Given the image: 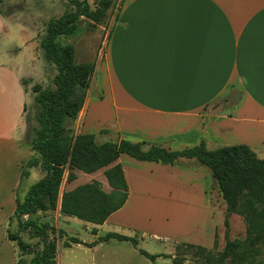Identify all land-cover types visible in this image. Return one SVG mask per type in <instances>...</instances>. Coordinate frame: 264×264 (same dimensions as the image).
Segmentation results:
<instances>
[{
	"label": "crops",
	"instance_id": "1",
	"mask_svg": "<svg viewBox=\"0 0 264 264\" xmlns=\"http://www.w3.org/2000/svg\"><path fill=\"white\" fill-rule=\"evenodd\" d=\"M111 13L104 57L94 71V86L102 99L88 91L82 110L70 125L75 135L91 134L97 143H103L110 140L100 136L111 134L118 141L160 143L172 151L197 146L201 140L207 149L243 142L255 154L256 149L264 151V0H118ZM8 19L13 23L10 16ZM6 22L0 10V41ZM32 22L35 32L21 41V48H30L27 75L0 64V264H16L15 247L7 240L6 230L23 167L32 156L23 138L31 87L43 86L32 74L35 60L41 57L47 77L53 79L55 74L39 54ZM21 48H15L16 56ZM3 53L7 50H0V56ZM228 97L229 102L224 103ZM218 101L230 105L231 111H219L213 106ZM258 140L263 141L255 143ZM118 163L126 196L104 223L135 231V217L124 222L126 207L140 197L141 203L167 204L172 192L177 195L168 189L163 192L168 196L160 198L146 190L149 199L142 197L137 189L144 184L139 172L147 168L150 175L167 172L175 182L190 188L187 202L199 204L195 228L212 242L217 225L210 206L212 179L197 161L181 160L171 166L125 159L121 154ZM31 173L37 179L42 177L39 169ZM97 227L89 229V240H78L86 244L97 241L103 236L102 225ZM120 246L136 251L130 243L115 240L93 247L58 246L56 264H110L107 255ZM62 250L81 251L83 257L67 259Z\"/></svg>",
	"mask_w": 264,
	"mask_h": 264
},
{
	"label": "trees",
	"instance_id": "2",
	"mask_svg": "<svg viewBox=\"0 0 264 264\" xmlns=\"http://www.w3.org/2000/svg\"><path fill=\"white\" fill-rule=\"evenodd\" d=\"M65 1L70 10L58 18L49 19L39 38L42 57L53 66L55 74L50 88L38 84L31 87L32 103L26 116L30 133L26 143L32 156L23 167L15 192V210L6 230L7 240L16 245L20 254L16 264H56L57 239L62 238L64 232L58 231L56 234L50 222H42L38 213L56 210L66 171L74 174L73 179L78 182L87 179L84 174L97 180H90L92 184L79 182L62 193L64 208L71 205L74 214L80 215L83 221L101 225L121 206L126 196L118 163L121 154L139 162L171 166L179 165L181 160L197 161L210 174L212 187L217 188L227 213L242 218L249 245L264 244V159H259L250 147L230 145L209 150L205 140H201L197 146L172 151L160 143L126 139L97 143L91 134H74L70 125L82 110L95 65L89 62L75 63L74 47L63 44L62 39L76 33L82 18L95 25L104 24L118 0H95L92 5L87 0ZM93 97L101 99L100 95ZM223 102H229V97ZM24 110L26 112V108ZM33 169H39L43 176L23 193L22 183ZM94 172H102L103 176L94 175ZM92 203L106 208L100 216H91L82 210L83 206ZM65 212L69 213L67 209ZM224 223L228 225L227 221ZM92 232L95 234V230ZM23 234L38 239L41 249L34 252L32 246L23 240ZM112 240L130 243L140 255L152 262L164 257L138 249L135 237L118 233H107L90 244L72 238L65 241L63 247L68 248L72 244L93 247ZM179 246L204 250L202 246L189 243H180ZM27 255H32L29 261L24 259ZM172 264L179 263L173 258Z\"/></svg>",
	"mask_w": 264,
	"mask_h": 264
},
{
	"label": "rangeland",
	"instance_id": "3",
	"mask_svg": "<svg viewBox=\"0 0 264 264\" xmlns=\"http://www.w3.org/2000/svg\"><path fill=\"white\" fill-rule=\"evenodd\" d=\"M88 3L92 5L93 2L90 1ZM0 10L2 16H6V20H8L3 32L4 39L0 41V50L6 49L7 54L3 53L2 56H0V64H4L11 69L18 70L21 74L27 75L26 69H29V60H31L30 48L29 46H27L25 50L21 48V41L33 35L35 32L31 21L34 22L38 36L37 39L39 40L48 20L60 17L70 10V6L65 0H0ZM112 15L113 14L110 13L106 22L101 25L92 24L90 21L82 18V22L79 24L76 33L62 39L63 44H70L74 47L76 52L74 58L75 63H94L95 69L100 65L104 57V46L111 26ZM9 16L13 19V23H11V19H8ZM16 47L22 49V52L18 56L14 54ZM39 54H41V50ZM39 58L40 60H35L36 67L32 74L36 76L38 81L42 82L44 88H50L52 86V79H50V76L47 77V75H45L44 70L41 68V57ZM52 72L53 70H51V73ZM94 82L96 83L93 76L91 86L88 90L92 97L100 95L94 86ZM31 103L26 107L24 119L26 132L23 139L25 142L28 140L30 133L26 116L29 112ZM215 105L219 108V111H231L230 105H223L220 101L213 106ZM104 138L110 140L108 142H117L119 139L116 135L114 136L111 134L101 135L99 139L102 140ZM260 141L263 140H258L255 143H259ZM244 144L246 145L247 143L242 142L237 145ZM223 146L230 145H210L208 148L215 150ZM248 147L251 148V146ZM256 152V156L259 159H264V151L256 149ZM123 158L130 159L126 155H123ZM140 170L139 174L144 184L138 185L137 189L142 193V197L149 199L146 195V190L157 193L156 196H160V198L168 196L167 194H163V192L168 191V189L176 191L177 195H174L175 192H172V195H170V202L167 204H163L165 203L164 201L160 202L162 204H159V202L148 203L147 200L141 203L139 202L141 197L138 198L136 200L137 203L134 202L130 204L122 214L124 216V222H129L131 216L136 218L135 224L137 227H135V231L128 226L122 229L110 223L106 224L103 222L101 224L100 234L105 235L108 232H116L128 237H135L138 242V249H142L150 255H164V257H158L152 262L144 256H140L136 249V251H133L131 248L120 246L110 250V254L107 255L108 258H110V264H172L173 258H175L179 264H264V244L254 247L249 245L246 227L242 218L235 214L227 213L226 206L216 187L213 186L210 190V206L215 217L214 219L217 221L214 238L211 242V237L200 235L195 228L198 223V218L195 216L197 211L195 209H198L196 207H198L199 204H190L187 202L186 193L187 191L190 192V188L185 187L186 185L183 182H175L167 172L162 174L154 173L153 176L150 175L147 168H142ZM84 175L87 177L84 181L85 183L92 184L90 180L97 181L93 176ZM94 175L99 177L103 176L102 172H94ZM40 176H43V174L40 173ZM73 176L74 174L66 171L61 185L56 210L38 213L42 222H50L56 234L58 231L64 232V236L57 239V245L60 248L63 247L65 241L72 238H79L84 241L89 240L91 238L89 229H97V226H99L83 221L80 215L74 214L75 212L70 208L71 205L68 204V208H64L62 204L63 191L74 188L79 182L84 184L83 181L78 182L77 179H73ZM37 178V176L31 173V175L23 181L21 186L23 193L38 180ZM72 180L74 182H72ZM98 184L103 185L101 182H98ZM102 187L105 190L104 186ZM23 193L21 192L22 195ZM65 209H67L69 213H66ZM105 209L103 205L95 203L82 207V210L91 216H100ZM225 221L228 223L227 226H225ZM154 234L160 237L156 238ZM22 238L32 246L34 252L41 249L42 245L38 239H31L27 234H23ZM195 240L198 241V243H194ZM180 243L199 245L204 247V250L181 248L179 246ZM13 245L16 251L15 261L17 263L18 255L20 254L18 253L16 245L14 243ZM178 246L179 248L177 249ZM176 250H178V252ZM61 253L64 254L67 259L74 258L79 260L83 257L81 251L72 250L71 252L62 250ZM31 257L32 255H27L24 256V259L29 261Z\"/></svg>",
	"mask_w": 264,
	"mask_h": 264
}]
</instances>
